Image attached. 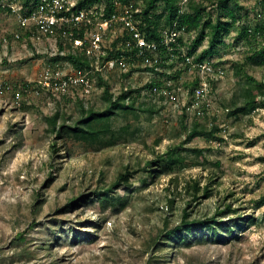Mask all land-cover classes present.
<instances>
[{"label":"rangeland","instance_id":"rangeland-1","mask_svg":"<svg viewBox=\"0 0 264 264\" xmlns=\"http://www.w3.org/2000/svg\"><path fill=\"white\" fill-rule=\"evenodd\" d=\"M25 2L0 0V264H264V98L247 113L229 111L247 76L264 80V64L247 60L264 47V0H238L239 20L208 56L225 67L212 106L196 117L202 130L219 129L213 136L190 139L193 112L140 91L125 102L134 109L117 111L95 142L67 128L57 136L49 120L58 114V126L86 127L90 109L111 106L107 85L136 90L155 74L143 65L127 74L102 68L92 72L89 98H50L36 83L48 68L79 71L54 61L74 49L57 35L14 39L27 34L14 12L27 15ZM196 2L219 19V0ZM245 24L260 35L238 39ZM169 150L181 162L167 161Z\"/></svg>","mask_w":264,"mask_h":264},{"label":"built area","instance_id":"built-area-1","mask_svg":"<svg viewBox=\"0 0 264 264\" xmlns=\"http://www.w3.org/2000/svg\"><path fill=\"white\" fill-rule=\"evenodd\" d=\"M191 1L179 0L180 15L188 9ZM114 4L115 10L109 17L106 16L104 3H95L90 8L73 11L77 5V1L74 3L73 0H41L37 8L28 15L14 9L21 27L29 33L28 39L42 34L49 37L57 35L59 40L63 35L65 44L74 49L70 51L85 52L93 61L91 68L85 67L65 75L48 68L43 78L36 83L37 87L56 101L85 99L94 92L96 80L92 72L100 74L102 68L113 70L120 67L127 74L134 67L143 65L154 72L157 85L142 92H150L182 112L205 115L212 106L213 85L225 75V67H220L210 58L206 57L201 61L198 59L203 50L208 48V40L201 44L203 46L199 45L195 53L190 54L197 35H192L194 30L188 32L185 26L178 28V21L172 27L159 29L161 41L148 40L141 28V5L144 0L136 4L132 0L126 4L121 0H114ZM81 29L85 31L84 37L73 38V33ZM112 35L116 38L113 39ZM14 39L27 41L19 32L15 33ZM2 40L4 43L8 42L7 37ZM110 54L112 56L105 60ZM177 71L187 72L190 77L184 79L183 75L180 76L181 72ZM152 80L146 86L154 82ZM124 84L125 87L120 91L111 85V94L121 95L134 90Z\"/></svg>","mask_w":264,"mask_h":264},{"label":"trees","instance_id":"trees-1","mask_svg":"<svg viewBox=\"0 0 264 264\" xmlns=\"http://www.w3.org/2000/svg\"><path fill=\"white\" fill-rule=\"evenodd\" d=\"M41 0H26L23 6V10L25 13L30 14L35 9L36 6L39 5ZM131 0H121L123 4L129 3ZM143 11L141 13L142 16V31L146 33V37L148 40H156L161 41V34L159 29L172 27L175 21H178V28L185 26L188 32L192 30H197L198 34L194 40V44L190 48V54L196 52L199 45L203 44L206 39H208V48L204 49L203 52L199 55L198 59L201 61L208 57L211 54L217 52V48L220 44H224L223 35L230 33L233 30L235 23L239 20V7L236 2L238 0H219L217 3L218 9H221L222 13L218 20L213 21L212 17L207 15V7L202 3H197L195 0H192L188 6V9L183 14H179V0H144ZM235 3L233 5H227L228 3ZM95 3H104L106 5V16L109 17L110 14L115 10L114 0H77V5L72 10L76 11L78 8H90L95 5ZM264 4V2H263ZM236 5V6H235ZM1 8V6H0ZM224 17H227L226 20H222L223 12ZM165 21V27H162V23ZM167 26V27H166ZM84 29L77 30L73 33V38L84 37ZM260 31L258 28L253 26H249L247 24L242 25L240 30L238 31V39H245L249 42L251 39L256 38ZM29 36V33L24 34L23 37ZM63 35L60 36V43L63 41ZM61 49L63 50V44H60ZM112 55L110 54L108 60ZM67 59L76 69L82 68H91L92 60L87 56L85 52L70 51L64 56H57L54 61H59L62 59ZM249 62H253L254 64H264V47L260 49H255L252 51L251 55L247 59ZM247 82L242 86V96L239 99L238 103H236V107L229 109L232 115H239V113H247L248 111H252L257 108V104L263 100L264 98V80L258 81L253 77L247 76ZM102 83V82H101ZM157 85L154 81L150 85H147L142 88H137L136 90H132L126 93H122L119 97L114 99L113 94H109L110 86L106 87V94H109V102H111V106L106 109L104 112H97L90 109L86 114L87 117L83 120V123L86 124V127L80 126H68L62 125L58 126L59 115L56 114L53 116L49 122L52 125L53 131L55 134L61 135L62 131L67 128L70 131L74 132V134L81 139L89 140L95 142L99 140L101 134L105 131L109 130V122L110 118L116 114L117 111L120 110H133V105L126 104L132 96L133 93L143 91L144 89H148L152 86ZM195 85L193 86V88ZM192 88V86H191ZM185 117V116H184ZM199 117V116H195ZM197 119V118H196ZM102 124L103 128H98V124ZM105 124V125H104ZM219 129L215 128L210 131L202 130L199 124V120H194L193 128L190 130L189 138H195L198 135L208 137L213 136ZM167 161L173 162V164H177L181 162V158L176 155L174 150H169L166 155ZM120 181L128 182L129 178L121 175ZM120 186L119 183H114L110 185L107 189L105 188V193L98 194L97 199L106 200L109 197V193L114 192L116 188ZM208 192V191H207ZM207 196V195H206ZM209 196V195H208ZM195 199H199L197 196H194ZM75 202V201H74ZM229 209L230 205H229ZM188 215V214H187Z\"/></svg>","mask_w":264,"mask_h":264}]
</instances>
